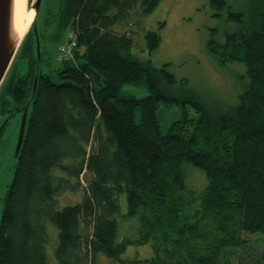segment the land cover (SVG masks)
<instances>
[{"label": "trees", "instance_id": "obj_1", "mask_svg": "<svg viewBox=\"0 0 264 264\" xmlns=\"http://www.w3.org/2000/svg\"><path fill=\"white\" fill-rule=\"evenodd\" d=\"M160 1L60 0L55 11L48 3L42 12L39 7L0 86L1 113L18 103L27 107L0 214V264H47L46 220L58 230L56 264H107L106 258L118 264H234L230 254L245 247L244 233L264 235V0L247 21L228 0H207L214 16L225 11L238 23L222 44L208 46L220 64H245L249 83L231 108L188 90L167 64L155 69L135 57L133 31L114 29L133 25V17ZM68 32L76 36L73 60L44 73L42 43L61 44ZM144 38L151 54L160 33L146 30ZM21 63L24 74L18 73ZM125 84L144 85L148 95L124 94ZM159 104L180 109L165 132ZM183 163L204 171L201 192L186 189ZM55 167L74 182L53 176ZM82 175L89 179L81 203L59 209L57 196L79 186ZM121 193L125 217L137 219L138 231L118 240ZM145 243L152 256L122 259L129 245ZM254 264H264V252Z\"/></svg>", "mask_w": 264, "mask_h": 264}, {"label": "rangeland", "instance_id": "obj_2", "mask_svg": "<svg viewBox=\"0 0 264 264\" xmlns=\"http://www.w3.org/2000/svg\"><path fill=\"white\" fill-rule=\"evenodd\" d=\"M32 0H28L30 7ZM48 1V2H47ZM231 10L241 12L245 21L256 11L262 0H228ZM60 0H42L40 10H44L48 3L49 10L55 11ZM133 25L118 24L114 26L129 28L133 31V47L131 53L142 61L149 60L151 67L162 68L167 64L166 70L176 80L187 82L188 90L209 101L212 105L218 103L231 108L235 106L239 95L242 94L249 83L246 76L245 64L239 62H227L220 64L213 53L208 50L210 43L222 44L228 33L238 28V23L229 21L226 12L223 11L219 17L213 15V11L207 0H161L150 13L133 17ZM164 23L159 28V24ZM116 27V28H115ZM159 28V29H158ZM159 31L161 42L151 54L148 53L144 38L146 30ZM123 30V29H121ZM70 32L67 33L69 35ZM44 51L42 70L48 74L60 67L56 59L57 49L60 44L54 40H46L42 43ZM18 51V50H17ZM17 55V52H16ZM11 64H13L15 57ZM71 59V58H68ZM73 60V59H72ZM63 63V62H62ZM12 66V65H10ZM26 67L21 63L18 73L24 74ZM124 94H131L138 98L148 95L144 85L125 84L121 88ZM158 121L163 132L170 123L180 116L177 105L167 106L159 104L156 109ZM140 113H136L139 120ZM17 116L10 124L5 134L0 138V214L5 199L6 188L13 177L16 163L14 147L18 131ZM186 189L201 192L206 184V176L201 169L183 163L180 166ZM52 175L67 179L69 183L74 182V177L59 167L52 169ZM86 179L89 176H80V185L67 187L57 196L58 208L81 203L83 191L87 187ZM59 179L55 185H59ZM120 212L115 215L118 222V240L137 237L138 221L136 218L125 217L127 213L126 197L124 193L118 195ZM47 242L45 245L47 264H56L55 246L58 241V230L49 221H45ZM245 247L232 249L231 258L234 264H254L259 255L264 252V235L243 234ZM153 255L150 243L129 245L122 255L123 260H143ZM107 264H118L106 258Z\"/></svg>", "mask_w": 264, "mask_h": 264}, {"label": "water", "instance_id": "obj_3", "mask_svg": "<svg viewBox=\"0 0 264 264\" xmlns=\"http://www.w3.org/2000/svg\"><path fill=\"white\" fill-rule=\"evenodd\" d=\"M42 0H32L30 8L34 12V19L27 30L22 34L16 25V16H15V4L16 0H0V86L10 68V65L16 55L18 48L20 47L21 42L23 41L25 35L32 26L37 11L40 7ZM34 35L36 38V54L39 57L40 54V45L38 39L37 29L33 27ZM36 87V78L34 79V84L32 88V94H34ZM26 124V111H24L20 123V128L18 130L16 144L14 147V156L18 157Z\"/></svg>", "mask_w": 264, "mask_h": 264}, {"label": "bare ground", "instance_id": "obj_4", "mask_svg": "<svg viewBox=\"0 0 264 264\" xmlns=\"http://www.w3.org/2000/svg\"><path fill=\"white\" fill-rule=\"evenodd\" d=\"M16 25L23 34L34 19V12L28 5V0H16L15 4Z\"/></svg>", "mask_w": 264, "mask_h": 264}, {"label": "flooded vegetation", "instance_id": "obj_5", "mask_svg": "<svg viewBox=\"0 0 264 264\" xmlns=\"http://www.w3.org/2000/svg\"><path fill=\"white\" fill-rule=\"evenodd\" d=\"M26 106V105H25ZM23 107L21 103H18L17 106H13V108L9 107L7 108V111L3 110L1 113L0 109V138L5 134L6 130L10 126L11 122L19 116L18 119V130L20 128V123L22 119V115L24 111H26V118H27V107ZM18 134V131H17Z\"/></svg>", "mask_w": 264, "mask_h": 264}, {"label": "built area", "instance_id": "obj_6", "mask_svg": "<svg viewBox=\"0 0 264 264\" xmlns=\"http://www.w3.org/2000/svg\"><path fill=\"white\" fill-rule=\"evenodd\" d=\"M75 34L70 32L67 40L60 44L57 49L56 59L59 63L71 60L73 57V49L75 47ZM71 58V59H68Z\"/></svg>", "mask_w": 264, "mask_h": 264}]
</instances>
